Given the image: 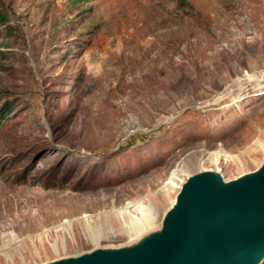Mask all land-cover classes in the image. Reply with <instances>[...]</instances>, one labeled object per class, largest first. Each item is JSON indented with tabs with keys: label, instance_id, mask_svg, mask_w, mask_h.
<instances>
[{
	"label": "rangeland",
	"instance_id": "rangeland-1",
	"mask_svg": "<svg viewBox=\"0 0 264 264\" xmlns=\"http://www.w3.org/2000/svg\"><path fill=\"white\" fill-rule=\"evenodd\" d=\"M0 15V264L133 245L181 180L264 164V0H0Z\"/></svg>",
	"mask_w": 264,
	"mask_h": 264
},
{
	"label": "water",
	"instance_id": "water-1",
	"mask_svg": "<svg viewBox=\"0 0 264 264\" xmlns=\"http://www.w3.org/2000/svg\"><path fill=\"white\" fill-rule=\"evenodd\" d=\"M264 164L226 181L212 170L187 179L162 228L120 248H96L43 264H261Z\"/></svg>",
	"mask_w": 264,
	"mask_h": 264
},
{
	"label": "bare ground",
	"instance_id": "bare-ground-1",
	"mask_svg": "<svg viewBox=\"0 0 264 264\" xmlns=\"http://www.w3.org/2000/svg\"><path fill=\"white\" fill-rule=\"evenodd\" d=\"M221 153V152H220ZM222 156H224L226 159H228V158H230L229 156H227V155H222ZM216 162L218 163L219 162V158L217 157L216 158ZM220 169V168H219ZM219 169H218V171H219ZM218 171H216V172H218ZM255 172V171H254ZM220 173V172H219ZM251 173H253V172H251ZM221 174V173H220ZM247 174H249V173H247ZM245 175V174H244ZM223 176V175H222ZM243 176V175H242ZM241 176V177H242ZM240 177V176H239ZM175 179H177V178H175V174L173 173L172 174V176L170 177V181H169V184H171V186H173V187H178V185H176L175 183H174V180ZM225 179V178H224ZM237 179V178H236ZM226 180V179H225ZM227 181V180H226ZM229 181H231V180H229ZM187 181L186 180H181V184H182V187H181V189H180V191L182 190V188H183V186H184V184L186 183ZM180 191H179V193H180ZM178 193V194H179ZM178 194L175 196V198L173 199V201H172V203H171V206H170V208L168 209V211H167V213H166V215L169 213V211H171L175 206H176V204H177V197H178ZM150 204V203H149ZM139 205V204H138ZM130 206V205H129ZM130 207H127L126 209H129ZM144 210H145V212H144ZM155 210H156V208H153L151 205H149V207L147 208L146 207V209H143L142 210V216L141 217H135L134 216V218L132 217V216H128V217H130V221L132 220V222H131V228H130V232H131V237H133V239H137V238H141L142 237V235L144 234V233H146L147 231H149V230H152V229H154V225H153V220H154V218H155ZM154 211V212H153ZM126 213H128V212H126ZM165 215V216H166ZM157 228V227H156ZM98 235H100V232H99V234ZM94 237V236H93ZM97 239L98 238H100V237H96ZM55 248H56V245L54 246ZM57 251V250H56Z\"/></svg>",
	"mask_w": 264,
	"mask_h": 264
},
{
	"label": "trees",
	"instance_id": "trees-1",
	"mask_svg": "<svg viewBox=\"0 0 264 264\" xmlns=\"http://www.w3.org/2000/svg\"><path fill=\"white\" fill-rule=\"evenodd\" d=\"M5 20V18H4V16L3 15H0V21H4ZM8 109V108H7ZM8 113H10V111L9 110H6L5 108H0V121L2 120V119H4V117H6V115H8Z\"/></svg>",
	"mask_w": 264,
	"mask_h": 264
}]
</instances>
